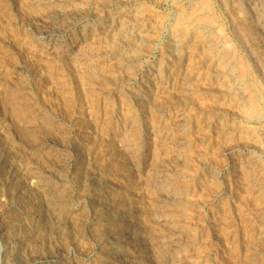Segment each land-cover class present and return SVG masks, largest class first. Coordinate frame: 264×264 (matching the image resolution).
<instances>
[{
  "label": "rangeland",
  "instance_id": "obj_1",
  "mask_svg": "<svg viewBox=\"0 0 264 264\" xmlns=\"http://www.w3.org/2000/svg\"><path fill=\"white\" fill-rule=\"evenodd\" d=\"M29 1L0 0V264H121L111 254L123 251L133 264H264V53L237 38L242 0ZM160 172L182 191L173 205L151 184ZM91 178L135 210L141 247L116 243ZM23 203L38 209L25 231L12 223Z\"/></svg>",
  "mask_w": 264,
  "mask_h": 264
},
{
  "label": "bare ground",
  "instance_id": "obj_2",
  "mask_svg": "<svg viewBox=\"0 0 264 264\" xmlns=\"http://www.w3.org/2000/svg\"><path fill=\"white\" fill-rule=\"evenodd\" d=\"M15 1H17V0H15ZM31 1V0H30ZM29 1V2H30ZM33 2H35V3H42L43 1H45V0H32ZM223 1V0H222ZM52 2V1H51ZM232 2V1H231ZM236 3H237V1H235ZM242 2L244 3V5H245V8H246V10H247V12H246V14H245V16H246V23H248L249 25H248V30H244V29H242V28H239L238 27V25L236 26L237 27V31H235V33L236 32H238L237 33V38L239 39H241V42H243L244 44H246L247 46H250V51L253 53V54H257V50H255L256 48H258V49H261L262 51H263V53H264V2H263V0H242ZM53 3V2H52ZM221 3V2H220ZM224 3V2H223ZM236 3H234V4H236ZM33 4V3H32ZM48 4H49V2H48ZM199 4V3H198ZM238 4V3H237ZM236 4V5H237ZM240 4V3H239ZM42 5V4H41ZM50 5V4H49ZM52 5V4H51ZM244 5H242L241 7H243ZM240 6V5H239ZM34 7V6H33ZM43 7V6H42ZM45 7V6H44ZM52 7V6H51ZM57 7V6H56ZM229 7V6H228ZM234 7V6H233ZM241 7H240V9H241ZM223 8V7H222ZM53 9V8H52ZM226 9H227V7H226ZM229 9V8H228ZM234 9V8H233ZM239 9V10H240ZM39 10V9H38ZM232 9H230V11H231ZM236 10L238 11V8H236ZM242 10V9H241ZM244 10V9H243ZM233 12V11H232ZM239 13H240V11H238ZM56 13V12H55ZM237 14V13H236ZM235 14V15H236ZM66 15V14H65ZM229 15V14H228ZM232 15H234V14H232ZM243 16V15H242ZM39 17V16H38ZM67 17V16H66ZM235 17H237V16H234L233 18H235ZM241 17V16H240ZM233 18L231 17V19H232V21H233V23H235V20H233ZM35 19H37V18H35ZM34 19V20H35ZM48 19V18H47ZM204 19V18H203ZM230 19V18H229ZM236 19H238V18H236ZM242 19V18H241ZM33 20V21H34ZM39 20V19H38ZM245 20V19H244ZM45 21V20H44ZM32 22V21H31ZM43 22V21H42ZM41 22V23H42ZM46 22V21H45ZM56 22V21H55ZM241 22H243V20L241 21ZM35 23L37 24V22L35 21ZM40 23V22H39ZM58 23V22H57ZM214 23V22H213ZM244 23V22H243ZM245 23V24H246ZM59 24V23H58ZM30 25V24H29ZM40 25V24H39ZM38 25V26H39ZM42 25V24H41ZM52 25V24H51ZM69 25V24H68ZM130 25V24H129ZM33 26V25H32ZM124 26V25H123ZM234 26V25H233ZM246 25H244V27H245ZM31 27V26H30ZM58 27H60L61 29H65V30H67L68 29V27L69 26H67V25H65V24H61L60 26H58ZM57 27V28H58ZM126 27V26H125ZM243 27V26H242ZM48 28V27H47ZM70 28V27H69ZM72 28V27H71ZM123 28V27H122ZM219 28V27H218ZM235 28V27H234ZM247 28V27H246ZM29 29V28H28ZM46 29V28H45ZM45 29H43V28H37V33L38 34H41V35H43V38H49V44H50V47L51 48H53L54 46H55V40L53 39V36H54V34H52V33H50V32H48L49 30H50V28H48L49 30L47 31V30H45ZM124 29V28H123ZM57 30V29H56ZM219 30H220V28H219ZM235 30V29H234ZM60 31V30H59ZM221 31V30H220ZM36 32V31H35ZM219 33V32H218ZM217 33V34H218ZM56 34V33H55ZM221 34V33H220ZM40 35V36H41ZM83 33L82 34H79V36L80 37H82L83 38ZM203 35V34H202ZM222 35V34H221ZM37 36H39V35H37ZM76 37V36H75ZM207 37V36H206ZM210 37V36H209ZM219 37V36H218ZM254 37H256V38H259L258 40H256ZM220 38V37H219ZM254 38L256 41H252V39ZM41 39V38H40ZM84 39V38H83ZM208 39V38H207ZM63 41V40H62ZM207 41H209L208 43L209 44H211V45H213L214 43H215V37H210ZM239 41V40H238ZM48 42V41H47ZM58 42H56V44H57ZM60 43V42H59ZM63 43V42H62ZM48 44V43H47ZM46 44V45H47ZM242 44V43H241ZM63 45V44H62ZM75 46V43H74V41H69V42H67L63 47H61L60 48V50L58 49V51L57 52H62V53H65V52H68V51H70L73 47ZM171 46V45H170ZM244 46V45H243ZM245 47V46H244ZM48 48V47H47ZM46 48V49H47ZM56 48H57V46H56ZM59 48V47H58ZM172 48V47H171ZM170 48V49H171ZM248 48V47H247ZM77 50V49H76ZM123 50V49H122ZM222 50V49H221ZM230 50H232V49H230ZM247 50V49H246ZM234 51V50H233ZM255 51H256V53H255ZM75 52V51H74ZM251 52H249L248 51V53H251ZM212 54V53H211ZM232 54V53H231ZM233 54H234V52H233ZM259 54V53H258ZM58 55V54H57ZM175 55V54H174ZM177 55V54H176ZM215 55V54H214ZM213 55V56H214ZM250 55H252V54H250ZM254 55V56H255ZM139 56V55H138ZM173 56V55H172ZM232 56V55H231ZM217 57V56H216ZM179 58V57H178ZM235 58V57H234ZM259 58V57H258ZM133 59V58H132ZM214 59H216L215 57H214ZM219 59H222V61L225 63V64H228V62H230L231 63V61H233V58L231 59L230 58V56H229V48H225L223 51H221V53L219 54ZM254 60V59H253ZM260 60V59H259ZM133 61H135V59H133ZM264 62V61H263ZM139 63V62H138ZM256 63V62H255ZM132 64V63H131ZM212 64V63H211ZM219 64V63H218ZM223 64V63H222ZM241 64H243V63H241ZM257 64V63H256ZM255 64V65H256ZM221 65V64H220ZM224 65V64H223ZM245 65V64H244ZM133 66V65H132ZM153 66V65H152ZM221 67V66H220ZM225 67V66H224ZM257 68H259L258 66H256ZM262 66L260 65V68H261ZM222 68V67H221ZM226 68V67H225ZM240 68V67H239ZM130 69V68H129ZM155 70V69H154ZM216 70V69H215ZM244 70V69H243ZM242 70V72H241V69L239 70L240 71V73L239 74H242V73H244V72H247V71H243ZM257 70V69H256ZM214 71V70H213ZM217 71V70H216ZM261 71V70H260ZM262 71H264V70H262ZM224 72V71H223ZM226 72V71H225ZM229 72V71H228ZM231 72V71H230ZM229 72V73H230ZM259 72V71H258ZM150 73V72H149ZM156 73V72H155ZM227 73V72H226ZM228 73V74H229ZM264 73V72H263ZM220 74V73H219ZM221 74H222V72H221ZM236 74V73H235ZM245 74V73H244ZM155 75V74H154ZM162 75V74H161ZM218 76V75H217ZM227 76V75H226ZM230 76V78H234L235 76L233 75V74H231V75H229ZM219 77H221V75H219ZM219 77H217V78H219ZM225 77V76H224ZM242 77H244V76H242ZM241 77V78H242ZM264 77V76H263ZM240 78V77H239ZM137 79V78H136ZM148 79V78H147ZM130 80V79H129ZM141 80V79H140ZM149 80V79H148ZM147 80V81H148ZM234 80H236V79H234ZM128 81V80H127ZM228 81V80H227ZM232 81V80H231ZM263 81V80H262ZM130 82V81H129ZM259 82V81H258ZM140 83V82H139ZM230 83V82H229ZM234 83V82H233ZM134 84V83H133ZM141 84V83H140ZM142 84H143V82H142ZM226 84H227V82H226ZM239 84V83H238ZM256 84V83H255ZM126 85V84H125ZM229 85V84H228ZM234 85V84H233ZM237 85V84H236ZM235 85V86H236ZM224 86H225V84H224ZM133 87V86H132ZM242 87V86H241ZM241 87H237L236 89H237V91L240 93V95L242 94L243 96L245 95V93H246V90H245V88H246V86L243 88H241ZM138 88V87H137ZM225 88V87H224ZM148 89V88H147ZM234 89V88H233ZM246 89H248V88H246ZM145 90V89H144ZM226 90V89H225ZM235 90V89H234ZM9 91V90H8ZM228 91V90H227ZM229 91H232V90H230L229 89ZM229 91H228V93H229ZM257 91V90H256ZM136 93V92H135ZM139 93V92H138ZM145 93V92H144ZM232 93V92H231ZM235 93V92H234ZM230 94V93H229ZM134 95V94H133ZM234 95V94H233ZM247 95H248V93H247ZM138 96V95H137ZM246 96V95H245ZM139 99V98H138ZM242 99V98H241ZM244 99V98H243ZM246 99V98H245ZM252 99V98H251ZM140 100V99H139ZM255 101V100H254ZM138 102V101H137ZM155 102V101H154ZM159 102V101H158ZM143 103H144V100H143ZM147 103V102H146ZM145 104V103H144ZM242 105V104H241ZM143 107V106H142ZM254 107V106H253ZM258 109V108H257ZM254 110H255V108H254ZM253 111V110H252ZM263 111V110H262ZM260 112V111H259ZM169 117V116H168ZM250 117V116H249ZM252 117V116H251ZM250 117V118H251ZM248 119V118H247ZM134 124V123H133ZM132 126V125H131ZM245 126V125H244ZM241 127V126H240ZM22 128V127H21ZM133 128V127H132ZM257 129V128H256ZM260 129V128H259ZM132 130V129H131ZM134 130V129H133ZM115 131V130H114ZM182 131V130H181ZM131 132V131H130ZM123 133V132H122ZM125 133H126V131H125ZM129 133V132H128ZM127 133V134H128ZM133 133V132H132ZM135 133V132H134ZM133 133V134H134ZM140 133V132H139ZM260 134H256V135H261V137H262V140H263V142H262V144L264 143V128L263 129H260V132H259ZM136 134V133H135ZM131 136H133V135H131ZM129 136H127V138H128ZM254 137H255V135H254ZM258 137V136H257ZM126 138V137H125ZM133 138V137H132ZM179 138V137H178ZM259 138H260V136H259ZM121 139H122V137H121ZM120 139V140H121ZM124 139V138H123ZM128 139H130V138H128ZM177 139V138H176ZM261 139V138H260ZM138 140V139H137ZM176 141V140H175ZM259 141V140H258ZM121 142V141H120ZM130 142V141H129ZM133 142H135V141H133ZM183 142V141H182ZM1 143V142H0ZM122 143V142H121ZM251 143V142H250ZM126 144V143H125ZM124 144V145H125ZM131 144V143H130ZM134 144V143H133ZM123 145V146H124ZM127 145V144H126ZM137 145V144H136ZM171 145H174V144H171ZM179 145V144H178ZM264 145V144H263ZM119 146V145H118ZM117 146V147H118ZM144 146V145H143ZM126 147H128V146H126ZM139 147V149H141V151H142V149H143V147L142 146H138ZM177 147V146H176ZM114 148H116V147H114ZM125 148V147H124ZM135 148V147H134ZM137 148V147H136ZM122 149V148H121ZM128 149V148H127ZM127 149H126V151H127ZM131 149H133V147L131 148ZM145 149V148H144ZM174 149V148H173ZM179 149V148H178ZM177 149V150H178ZM119 150V149H118ZM137 150V149H136ZM236 150V149H235ZM129 151V150H128ZM140 151V150H139ZM253 151V150H252ZM251 151V152H252ZM14 152V151H13ZM120 152V151H119ZM138 152V151H137ZM114 153V152H113ZM122 153H123V151H122ZM128 153V152H127ZM178 153V152H177ZM246 153V152H245ZM125 154V153H124ZM138 154H139V152H138ZM123 155V154H122ZM180 155V154H179ZM248 155V154H247ZM124 156V155H123ZM122 156V157H123ZM125 156H128V155H125ZM133 156V155H132ZM255 156V155H254ZM121 157V156H120ZM172 157V156H171ZM177 157V156H176ZM240 157V156H239ZM238 157V158H239ZM245 157V156H244ZM2 158V157H1ZM126 159V158H125ZM129 159V158H128ZM139 159V158H138ZM257 159V158H256ZM7 160V159H6ZM116 160V159H115ZM135 160V159H134ZM172 160V159H171ZM1 161V160H0ZM131 161V160H130ZM241 161V160H240ZM248 161H250V160H248ZM247 161V162H248ZM259 161V160H258ZM122 162V161H121ZM124 162V161H123ZM236 162V161H235ZM237 162H238V160H237ZM3 163V162H2ZM125 163V162H124ZM245 163V162H244ZM249 164H250V162H248ZM258 163V162H257ZM5 164V163H4ZM4 164H3V166H4ZM123 164V163H122ZM134 164V163H133ZM240 164V163H239ZM238 164V165H239ZM79 165V164H78ZM169 165V164H168ZM243 165V164H242ZM261 165H262V163H261ZM15 166V165H14ZM81 166V165H80ZM124 166V165H123ZM128 166V165H127ZM136 166V165H135ZM240 166V165H239ZM256 166V165H255ZM259 166V165H258ZM11 167V166H10ZM131 167H132V164H131ZM162 167H164V166H162ZM4 168V167H3ZM13 168V167H12ZM81 168V167H80ZM127 168H129V167H127ZM133 168V167H132ZM161 168V167H160ZM260 168V167H259ZM262 168V167H261ZM11 169V168H10ZM136 169V168H135ZM243 169H245V168H243ZM248 169V168H247ZM2 170V169H1ZM133 170V169H132ZM137 170V169H136ZM213 170V169H212ZM216 170V169H215ZM218 170V169H217ZM256 170H258V169H256ZM262 170V169H261ZM264 170V169H263ZM138 171V170H137ZM164 171H165V169H164ZM8 172H10V171H8ZM14 172V171H13ZM75 172V171H74ZM123 172V171H122ZM125 172V171H124ZM144 172V171H143ZM150 172H151V170H150ZM15 173V172H14ZM78 173V172H77ZM76 173V174H77ZM126 173V172H125ZM124 173V174H125ZM139 173V172H138ZM169 173V172H168ZM168 173H166V172H160L159 174H154L153 176H152V178H151V181H152V186H153V188H155L158 192H161L162 194H161V198H160V200L162 199V201H163V203L165 204V206L166 205H173V204H175V202L176 201H178V198L179 197H181L182 196V191L180 190V188H179V186L177 185V183H176V181L172 178V176L171 175H169ZM253 173V172H252ZM216 174H217V176H219L220 174H222V172H216ZM258 174H259V172H258ZM8 175H10V174H8ZM17 175V174H16ZM95 175V174H94ZM260 175V174H259ZM259 175H257V176H259ZM83 176V175H82ZM149 176H151V174L149 175ZM10 177V176H9ZM20 177V176H19ZM62 177V176H61ZM93 177V176H92ZM123 178H124V176H122ZM128 177V176H127ZM255 177V176H254ZM15 178V177H14ZM130 178V177H129ZM253 178V177H252ZM257 178V177H256ZM255 178V179H256ZM262 178V177H261ZM264 178V177H263ZM262 178V179H263ZM7 179V178H6ZM16 179V178H15ZM92 179V178H91ZM250 179V178H249ZM259 179V178H258ZM1 180V179H0ZM94 179H92L91 181H92V183L94 184L93 185V190H92V194L91 193H89V194H91L92 196H91V198H92V200L95 202V203H97V204H101V208H102V210H103V213L106 215V216H108V222L110 223L109 225H110V227L112 228V235L114 236V239L117 241H115L122 249H124L125 250V247H127L126 246V244L128 243V244H130L131 245V247H133V248H138V247H141V245L144 243V241L143 240H141L140 238H139V236L141 235L140 234V232H141V224L139 223V221L138 220H134V217L137 215V214H135L134 213V211L133 212H130V211H128L127 210V208H126V205H125V202L123 203V202H120V201H112V202H107V200H105V197L106 196H104L103 195V187L100 185V184H96L94 181H93ZM150 180V179H149ZM7 181V180H6ZM9 181V180H8ZM16 181V180H15ZM22 181V180H21ZM79 181V180H78ZM96 181H98V180H96ZM131 181V180H130ZM252 181H254V180H252ZM260 181V180H259ZM261 181H263V180H261ZM11 182V181H10ZM24 182V181H23ZM89 182V181H88ZM133 182V181H132ZM8 183V182H7ZM91 183V182H90ZM109 183V182H108ZM263 183V182H262ZM6 184V183H5ZM28 184V183H27ZM88 184V183H87ZM13 185V184H12ZM12 185H11V183H10V187H12ZM23 185V184H22ZM25 185V184H24ZM136 185V184H135ZM134 185V186H135ZM260 185H261V183H260ZM7 186H8V184H7ZM19 186V185H18ZM32 186V185H31ZM31 186H29V188L31 187ZM98 186H100V187H98ZM131 186V185H130ZM129 186V187H130ZM262 186H264V185H262ZM262 186H259V187H256V189H261V187ZM17 187V186H16ZM26 187V186H25ZM151 187V186H150ZM253 187V186H252ZM4 188H5V186H4ZM106 189H107V187H106ZM264 189V188H263ZM21 190V189H20ZM23 190V189H22ZM30 190V189H29ZM33 190V189H32ZM105 190V189H104ZM127 190V189H126ZM130 190V189H129ZM5 191V190H4ZM17 191V190H16ZM24 191V190H23ZM131 191V190H130ZM152 191V190H151ZM255 191V190H254ZM6 192V191H5ZM15 192V191H14ZM19 192V191H18ZM132 192V191H131ZM5 194V193H4ZM11 194V193H10ZM87 194V193H86ZM109 194V193H108ZM120 194V193H119ZM122 194V193H121ZM131 194V193H130ZM37 195V194H36ZM14 196V195H13ZM126 196H127V194H126ZM129 196V195H128ZM156 196V195H155ZM34 197V196H33ZM86 197V196H85ZM157 197V196H156ZM2 198V197H1ZM108 198V197H107ZM129 198V197H128ZM132 198V197H131ZM130 198V199H131ZM138 198V197H137ZM17 199V198H16ZM25 200V199H24ZM153 201H155V199L153 200ZM157 201V200H156ZM2 202V201H1ZM158 202H159V200H158ZM158 202H157V206H158ZM21 203V202H20ZM60 203V202H59ZM0 204H2V203H0ZM16 204V203H15ZM17 204H18V202H17ZM132 205V204H131ZM130 205V206H131ZM154 205H156V204H154ZM163 205V204H162ZM18 206V205H17ZM27 206H28V204H27ZM30 206V205H29ZM137 206V205H136ZM254 206V205H253ZM1 207V206H0ZM11 207H13V206H11ZM10 207V208H11ZM171 207V206H170ZM16 208V207H15ZM20 208H22V209H26V205L23 203V204H21V206H20ZM129 208V207H128ZM139 208V207H138ZM166 208V207H165ZM116 209H117V211H116ZM161 209V208H160ZM4 210V209H3ZM6 210V209H5ZM37 210L38 209H35V208H28V209H26L25 211H24V217H21V218H15L14 220H13V222L12 223H15L16 224V226H18L21 230H23V231H25V229L27 228H25V225H24V223H25V221L27 220V218H28V216L30 217V216H32L33 214L34 215H37ZM94 210H96V209H94ZM155 210V209H154ZM2 211V210H1ZM97 211V210H96ZM152 211H153V209H152ZM20 212V211H19ZM168 213V212H167ZM5 214V213H4ZM12 214V213H11ZM11 214H9V215H11ZM18 214V213H17ZM154 214V213H153ZM153 214H151V215H153ZM158 214V213H157ZM174 214V213H173ZM148 215V214H147ZM97 216V215H96ZM145 216V215H144ZM163 216V215H162ZM259 216V215H258ZM18 217V216H17ZM99 217V216H98ZM97 217V218H98ZM3 218V217H2ZM5 218V217H4ZM14 218V217H13ZM136 218V217H135ZM139 218V217H138ZM143 218V217H142ZM261 218V217H260ZM263 219V218H262ZM261 219V220H262ZM8 220V219H7ZM140 220V219H139ZM155 220V219H154ZM105 221V220H104ZM149 221V220H148ZM6 222V221H5ZM51 222V221H50ZM107 222V221H106ZM3 223L4 222H2V225H3ZM10 223V222H9ZM102 223V222H101ZM158 223V222H157ZM5 224V223H4ZM7 224V223H6ZM5 224V225H6ZM170 225H172V224H170ZM175 225V224H174ZM4 226V225H3ZM9 226V225H8ZM147 226V225H146ZM5 227V226H4ZM179 227V226H178ZM17 228V227H16ZM55 228V227H54ZM10 229V228H9ZM28 229V228H27ZM108 229V228H107ZM6 230V229H5ZM20 230V231H21ZM54 230V229H53ZM165 230V229H164ZM11 231V230H10ZM16 232V231H15ZM14 232V233H15ZM30 232V231H29ZM145 232V231H144ZM143 232V233H144ZM19 233V232H18ZM21 233V232H20ZM32 233V232H31ZM147 233V232H146ZM178 233V232H177ZM22 234V233H21ZM59 234V233H58ZM161 234V233H160ZM2 235H3V232H2ZM1 235V236H2ZM14 235V234H13ZM31 235V234H30ZM148 235V234H147ZM152 235V234H151ZM181 235V234H180ZM6 236V235H5ZM4 236V237H5ZM17 236V235H16ZM20 236V235H19ZM29 236V235H28ZM33 236V235H32ZM147 236L145 235V238H146ZM154 237V236H153ZM157 237V236H156ZM165 237V236H164ZM163 237V238H164ZM27 238V237H26ZM178 238V237H177ZM257 238V237H256ZM31 239V238H30ZM113 239V240H114ZM182 239V238H181ZM4 241H5V243L4 244H6V247L11 251V254H13V255H15L18 251H19V248H20V246L19 245H21L19 242L20 241H16V239H15V241L14 240H12V238H4L3 239ZM27 240V239H26ZM32 240V239H31ZM30 240V241H31ZM37 240V239H36ZM103 240V239H102ZM109 240V239H108ZM159 240V239H158ZM106 242V241H105ZM152 242V241H151ZM180 242V241H179ZM3 243V242H2ZM35 243V242H34ZM33 243V244H34ZM166 243V244H165ZM28 244V243H27ZM110 244H112V243H110ZM146 244V243H145ZM157 244V243H156ZM178 244V241H176L175 239H174V237H170L168 240H167V242H164L163 243V245H161L162 246V248L161 249H163V250H165L166 252H170L171 250H173V249H176L177 248V245ZM181 244V243H180ZM256 244V243H255ZM32 246V245H31ZM109 246V245H108ZM153 247V246H152ZM184 247V246H183ZM257 247V246H256ZM29 248V247H28ZM149 248V247H148ZM32 249H33V247H32ZM127 249V248H126ZM151 249V248H150ZM21 250V249H20ZM28 250V249H27ZM129 250V249H128ZM149 250V249H148ZM138 251V250H137ZM142 251H144V250H142ZM161 251V250H160ZM164 251V252H165ZM178 251V250H177ZM25 252H26V250H25ZM29 252V251H28ZM54 252H56V251H54ZM59 252V251H58ZM164 252H162L163 254H164ZM182 252V251H181ZM21 253V252H20ZM36 253V252H35ZM57 253V252H56ZM176 253V252H175ZM179 253V252H178ZM177 253V254H178ZM245 253V252H244ZM22 254V253H21ZM31 254V253H30ZM127 253L125 252L124 253V251H123V253L122 252H116V253H113V254H111L112 255V257H113V259H115V260H119L120 262H121V264H133V263H128L127 261H132L131 259H129V256L128 255H126ZM136 254H138V253H136ZM146 254V253H145ZM56 255V254H55ZM135 255V254H134ZM142 255V254H141ZM147 255H148V253H147ZM165 255V254H164ZM174 255V254H173ZM260 255V254H259ZM23 256V255H22ZM143 256V255H142ZM156 256V255H155ZM159 256H161V255H159ZM176 256V255H175ZM16 257H18V256H16ZM157 257V256H156ZM259 257V256H258ZM28 258V257H27ZM30 258V257H29ZM150 258V257H149ZM162 258V257H161ZM256 258V257H255ZM255 258H254V260H255ZM8 259V258H7ZM14 259H15V257H14ZM25 259V258H24ZM41 260V263H46V262H54L55 261V259H54V256H48L47 255V257H42V258H40ZM57 259V258H56ZM62 259V258H61ZM107 259V258H106ZM109 259V258H108ZM107 259V260H108ZM133 259V261L135 260V262H137V260H139L137 257H135V258H132ZM163 259V258H162ZM164 259H166V258H164ZM28 260H30V259H27V261ZM32 260V259H31ZM36 260V259H35ZM34 260V261H35ZM183 260V259H182ZM181 259H180V261H182ZM148 261V260H147ZM163 261V260H162ZM165 261V260H164ZM170 261V260H169ZM176 261V260H175ZM178 261V260H177ZM257 261V260H256ZM127 262V263H126ZM253 262V261H252ZM264 262V261H263ZM20 263V262H19ZM141 263V262H140ZM145 263V262H144ZM175 263V262H174ZM174 263H172V264H174ZM180 263V262H179ZM256 263V262H255ZM36 264V263H35ZM39 264V263H38ZM51 264V263H50ZM163 264H165L164 262H163ZM260 264H261V262H260Z\"/></svg>",
  "mask_w": 264,
  "mask_h": 264
}]
</instances>
